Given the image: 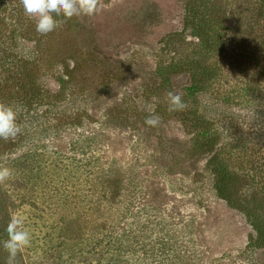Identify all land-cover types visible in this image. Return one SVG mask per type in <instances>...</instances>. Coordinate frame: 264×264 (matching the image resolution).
Returning a JSON list of instances; mask_svg holds the SVG:
<instances>
[{"label": "rangeland", "instance_id": "rangeland-1", "mask_svg": "<svg viewBox=\"0 0 264 264\" xmlns=\"http://www.w3.org/2000/svg\"><path fill=\"white\" fill-rule=\"evenodd\" d=\"M53 16L58 26L40 34L21 0H0V90L17 86L4 72L19 45L20 85L40 90L29 99L20 85L0 93L21 127L0 139V167L12 170L0 182V264L13 215L30 233L13 264H264L244 215L260 182L242 173L253 160L264 164V116L254 123L241 97L231 98V120L212 108L214 88L242 93V68L264 80V0H99L90 16ZM199 20L223 29L219 42L234 41L208 57ZM242 41L246 49L228 58ZM200 60L221 76L194 103L186 90ZM169 92L182 97V111H169ZM195 112L217 130L252 132L254 144L245 147L241 134L229 149L226 165L240 179L232 196L216 195L212 153L187 120ZM153 114L154 127L145 123Z\"/></svg>", "mask_w": 264, "mask_h": 264}, {"label": "trees", "instance_id": "trees-1", "mask_svg": "<svg viewBox=\"0 0 264 264\" xmlns=\"http://www.w3.org/2000/svg\"><path fill=\"white\" fill-rule=\"evenodd\" d=\"M203 22L204 20L203 21L199 20L197 23L193 21V23H196L194 25H196V29L199 32V35H196L198 36V38L200 37L199 38L200 40L198 41H200L201 45H204V49H206L205 52L209 53L208 57H211L212 55L218 52L217 48L219 44L223 45L226 42L227 44H229L232 43V41H234L231 38H225L224 40L219 42L217 39L220 37L221 33L222 35H224L223 29L218 27V24L214 23V25H209L208 22H205V24H203ZM217 28H219L221 32H219ZM20 30H21V35L27 33V31H25L22 25H20ZM210 32L211 35L209 34ZM248 43H249L248 41L245 43H243V41L242 43H238V44L235 43V46L232 47L233 50L229 48L231 54L229 55L228 58L237 57L235 55H233L232 57L230 56L234 54L233 53L234 50L235 52L236 51L242 52L244 49H246ZM263 43L264 41L260 45H263ZM19 46L20 47L17 53L10 52L9 55L7 54L9 58L8 61L9 66L5 69V71L7 72H4V74L6 75L5 78L15 81V84L17 86H8L2 88L0 90V93L2 94L6 92H12L11 90H9V88H12L16 91V87H18L20 84H23L25 81V79L23 80V77L26 78V76H24L25 73H23L22 67L20 68L19 66L24 64V61L26 60V53H23V49L21 48L22 46L21 45ZM262 54L264 55V50ZM252 55L253 58L251 57V61H255L256 63H258V61H256V55L254 51ZM0 56L2 61H3L2 57H6L2 53L0 54ZM238 56L241 57L242 55L238 54ZM216 68L217 67L212 65L211 62L207 61L203 63L200 60L199 67L193 69V72L191 74V80H192L191 86L186 91L187 94L194 99V103L199 95L207 94V93H210V95L212 94L211 90L213 84L215 87L216 83L218 84V79L221 76V72ZM241 71L243 72L242 79L240 80L241 82L240 84L241 86H243V88L241 89L242 93L240 95H237L236 93L234 94L231 93V95L228 96L229 92H223V94H220L221 90L218 88H214L215 93L218 96H216L215 104L212 105V108L215 107V110L218 111L220 114L225 113V115H228L231 120L233 119L232 118L233 113L231 110L234 109L232 106L234 100H232L231 98L241 97L240 102L250 107L252 109L251 110L252 114H255L253 116V118L255 117L253 119L255 123V119H256V115H258V111H260V114L263 113L261 115L264 116V80L263 82H261V79H259V76H261V74L258 75L257 72L247 77V74L245 73L248 71V69L242 68ZM31 86L33 87V85ZM31 86L25 88L22 85H20L19 87L20 89H24L29 94L27 98L25 97L26 99H29L30 96H34V95H36L37 97L39 94L40 91L39 87L36 86L32 88ZM26 95L27 94H25V96ZM244 105H240L238 107L242 108V106L244 107ZM244 109L248 110V108H244ZM201 110L204 113L207 112L206 108ZM189 111L190 110L187 111V114ZM242 112L244 111L242 110ZM196 114L197 113L195 112L193 114L194 117H191V119L187 117V120L188 121L190 120L191 122L190 126L192 125L198 126L195 132L197 133V140H199L198 142L200 147L204 148L207 153L208 152L212 153V160H213L212 162L214 163L211 167L210 172L216 178L214 185L216 195L219 197H224L226 190L230 188L232 190L230 196H232L237 182L240 184V179L237 176V174L235 172H231L226 165L227 160L229 159V157L232 156L231 153L229 152V149L235 147L236 141L238 142V144H240L239 135L241 134L244 135L246 140L245 147L254 144L253 138L251 137L252 132L247 129H245L246 132H244L241 127H236L234 129L229 127L231 128V130H228V128L227 129L223 128L222 129L223 132H222L221 130H217L214 127V125L216 124L211 122L212 120H210L209 116L205 117L204 115H201V113L200 115L198 114L196 115ZM245 114L247 113L244 112V115ZM218 140H221V144H216ZM242 147H244L243 144ZM254 152L256 153V151ZM253 161L250 164V166H248V168L242 170V173L243 175H245V177H247L248 180L250 178H256L260 182L258 183L259 189H256V187L254 188L255 190L254 193L256 198L254 200H256L257 202L252 203L250 209L244 212V215L248 221V224L251 226V229L255 234L254 236L255 238L253 241L254 245L261 246L262 248H264V170L262 168L264 167V164H260L259 162H257V164L255 165V162Z\"/></svg>", "mask_w": 264, "mask_h": 264}, {"label": "clouds", "instance_id": "clouds-1", "mask_svg": "<svg viewBox=\"0 0 264 264\" xmlns=\"http://www.w3.org/2000/svg\"><path fill=\"white\" fill-rule=\"evenodd\" d=\"M99 0H21L26 15L36 19V31L40 34H48L58 26L55 16H63L71 19L73 16H90L97 10ZM169 111H182L186 104L179 94L168 93ZM17 111L11 106L0 103V139L5 141L16 137L21 132L17 123ZM159 116L153 114L146 118L149 126H157ZM12 176V170L0 167V182H4ZM23 219L13 215L6 227L8 239L3 247L8 252V264H13L17 253L30 244V233L22 228Z\"/></svg>", "mask_w": 264, "mask_h": 264}]
</instances>
